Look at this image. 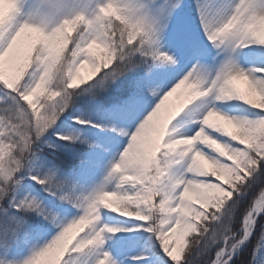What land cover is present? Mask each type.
Masks as SVG:
<instances>
[{
	"label": "clouds",
	"instance_id": "1",
	"mask_svg": "<svg viewBox=\"0 0 264 264\" xmlns=\"http://www.w3.org/2000/svg\"><path fill=\"white\" fill-rule=\"evenodd\" d=\"M182 2L0 0V214L11 220L0 229V264H123L106 246L140 230L172 264H243L249 244L256 264L264 252V0H198L200 26L221 58L215 66L196 59L170 86L150 82L155 102L134 128L71 117L115 133L107 146L59 127L79 97L96 98L133 70L151 80L157 69L180 68L167 38ZM233 101L259 111L231 113ZM52 136L102 150V178L85 188L45 164L42 153L58 147ZM27 179L76 214L21 194ZM30 214L54 232L13 256L28 242Z\"/></svg>",
	"mask_w": 264,
	"mask_h": 264
},
{
	"label": "rangeland",
	"instance_id": "2",
	"mask_svg": "<svg viewBox=\"0 0 264 264\" xmlns=\"http://www.w3.org/2000/svg\"><path fill=\"white\" fill-rule=\"evenodd\" d=\"M199 4L198 0H183L182 6L174 13L170 31L167 38V47L177 52L182 58V63L177 71L161 68L155 70L154 78L151 79L152 83L163 82L165 86H170L176 78L184 71H187L191 67L192 63L196 59H203L208 64L215 66L221 57L217 56V50L213 48L207 37L204 35L203 29L199 23ZM247 51V50H246ZM256 53H253L255 55ZM147 89V88H146ZM155 102V98L147 96L146 90L144 95L140 98H134L127 109V112L121 116V122L123 126L134 128L135 123L146 114L147 110ZM226 109L231 113H243L245 108L250 106L244 105L243 102L233 101L229 105L225 106ZM118 122V121H117ZM106 124H109L108 122ZM118 124V123H117ZM79 129L77 125H66L62 130H75ZM108 132H111L108 129ZM116 134L106 135L103 139L98 142L107 146ZM126 142V138H119L117 146H122ZM107 155L102 154V150L97 149L89 159L91 163L88 170L84 171L82 175L76 178L85 188L90 187L102 178L104 164L107 160ZM31 191L37 195L35 188L30 183V180H26L21 194L24 192ZM44 200V199H43ZM45 201V200H44ZM46 203V201H45ZM48 206L56 208L67 216L76 214V210L71 208L69 205L64 203H46ZM41 220L46 224L45 228H42L36 236L28 239V242H24L19 247L17 257H23L28 252V244L42 240L49 237L53 232L54 228L40 217ZM123 221L127 226L142 223L137 220H130L128 218L118 217L116 218ZM48 227V229H47ZM151 234L140 230L138 232L131 233H118L116 238L109 241L106 246L109 248L113 255L123 261V264H166L168 257L163 253L159 242L150 239ZM176 250H173V254H176ZM144 254V258L141 260H133V256Z\"/></svg>",
	"mask_w": 264,
	"mask_h": 264
},
{
	"label": "trees",
	"instance_id": "3",
	"mask_svg": "<svg viewBox=\"0 0 264 264\" xmlns=\"http://www.w3.org/2000/svg\"><path fill=\"white\" fill-rule=\"evenodd\" d=\"M150 82H152V80L149 79L143 69H136L127 73L107 92L100 93L96 98H92L89 95L79 97L75 107L62 118L59 126L60 130L66 125H77L85 135L97 141L103 139L106 135L115 134L113 132H108V129H97L92 126L79 125L73 121L71 117L73 115H83L90 117L98 123L106 124L108 122L109 124L123 126L124 124L121 122L122 114L127 112V109L134 98H140L144 95V91ZM258 111L259 110L257 109L247 107L243 113L255 114ZM50 139H52L58 147L55 149L46 148L42 153V158L45 164H58L61 169V174L69 180H76V178L82 175L84 171L89 169L91 165L89 159L97 152V150H90L86 144L77 143L76 145H72L68 142L59 141L54 136L50 137ZM28 180H30V183L35 188L37 195L41 199H44L46 203L62 204V202L56 197L46 192L41 185L31 179ZM261 182H264V178H262ZM258 187L259 184L253 186L248 193V196L241 201V211L248 204L251 196L256 193ZM27 220L28 226L26 231L28 233V239L36 236L42 228L46 227V224H44L41 218L35 214L28 215ZM10 223V215L0 214V229H6ZM258 232L259 228L257 229V233ZM24 242L25 241L22 239V242L13 249V252L11 253L13 256L17 257L19 247ZM251 248L252 245L249 244L244 249L242 256L243 264H248V262L252 260ZM175 255H178V253L176 252ZM261 259H264V252L260 253L256 264H260ZM166 264H172L170 259L167 260ZM236 264H240V261H236Z\"/></svg>",
	"mask_w": 264,
	"mask_h": 264
}]
</instances>
